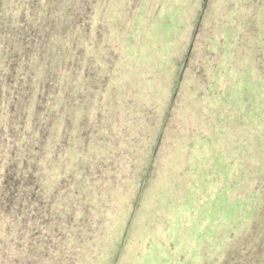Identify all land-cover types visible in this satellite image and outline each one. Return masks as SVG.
Returning <instances> with one entry per match:
<instances>
[{
  "label": "rangeland",
  "instance_id": "rangeland-1",
  "mask_svg": "<svg viewBox=\"0 0 264 264\" xmlns=\"http://www.w3.org/2000/svg\"><path fill=\"white\" fill-rule=\"evenodd\" d=\"M43 3L80 24L55 27L91 78L86 161L98 157L106 194L86 227L98 237L108 220L106 264H222L254 217L248 172L264 164V0Z\"/></svg>",
  "mask_w": 264,
  "mask_h": 264
},
{
  "label": "trees",
  "instance_id": "trees-1",
  "mask_svg": "<svg viewBox=\"0 0 264 264\" xmlns=\"http://www.w3.org/2000/svg\"><path fill=\"white\" fill-rule=\"evenodd\" d=\"M43 2L0 0V264H106L108 220L98 237L86 227L106 194L98 157L86 161L91 78L74 61L77 40L55 27L60 21L78 31L80 24L53 16L54 7ZM146 174L134 172L140 190ZM248 175L249 208L262 220L253 217L243 242L223 254L222 264H264V232L252 234L264 222V164ZM233 232L234 242L240 234Z\"/></svg>",
  "mask_w": 264,
  "mask_h": 264
}]
</instances>
